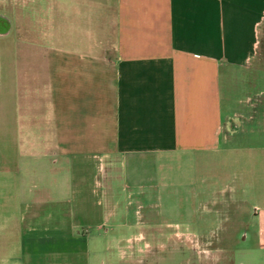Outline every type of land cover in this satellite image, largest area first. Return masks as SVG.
Returning <instances> with one entry per match:
<instances>
[{
  "label": "crops",
  "instance_id": "crops-1",
  "mask_svg": "<svg viewBox=\"0 0 264 264\" xmlns=\"http://www.w3.org/2000/svg\"><path fill=\"white\" fill-rule=\"evenodd\" d=\"M19 1H11L12 16L0 11L11 23L9 35L19 27ZM26 1L27 13L36 3L44 23L55 24L48 29L50 38L74 39L71 46L28 43V62L18 57L12 64L17 125L44 158L58 163L72 155L82 165V152L93 149L112 160L222 148V72L248 68L256 60L264 0ZM103 6L112 9L109 16L102 15ZM103 22L113 28L112 46L104 52L98 42L106 32ZM73 196L67 209L47 206L56 197L41 195L39 204L33 202L39 207L27 208L19 220L30 233L39 222L47 223L39 241L53 250L43 251V264H91L90 243L98 238L90 230L101 225L75 223L76 216L93 213L81 206L82 191ZM253 216L259 255L251 264H264V207ZM26 249L24 264H39L30 259L36 261V241L28 239Z\"/></svg>",
  "mask_w": 264,
  "mask_h": 264
},
{
  "label": "rangeland",
  "instance_id": "rangeland-1",
  "mask_svg": "<svg viewBox=\"0 0 264 264\" xmlns=\"http://www.w3.org/2000/svg\"><path fill=\"white\" fill-rule=\"evenodd\" d=\"M11 1L0 0V11L9 17L14 11ZM26 3L20 0L15 8L20 13L19 27L0 40V264H24L28 239L36 241L37 248L36 261L31 257V262L43 264V251L53 250L39 241L48 225L39 222L30 233L20 218L33 202L39 204L41 195L56 197L47 206L69 209L75 202L73 194L81 191L85 198L81 206L93 214L76 216L75 223L101 225L90 230L98 238L90 243L91 264H251L259 255L253 213L264 207V54L260 45L248 68L222 72L225 143L217 152L111 160L93 149L82 152L86 160L82 165L72 155L54 163L44 158L41 148L28 145L25 130L17 125L12 64L18 57L22 64L28 62V43L42 48L59 46L61 41L71 46L74 39L50 38L48 29L55 24L44 23L43 8L36 3H29L32 9L27 13ZM100 11L103 16L112 13L104 6ZM100 26L110 35L108 39L100 34L104 52L112 46L113 28L105 22ZM35 56L42 58L41 50Z\"/></svg>",
  "mask_w": 264,
  "mask_h": 264
},
{
  "label": "flooded vegetation",
  "instance_id": "flooded-vegetation-1",
  "mask_svg": "<svg viewBox=\"0 0 264 264\" xmlns=\"http://www.w3.org/2000/svg\"><path fill=\"white\" fill-rule=\"evenodd\" d=\"M11 23L8 18L0 16V40L7 38L11 32Z\"/></svg>",
  "mask_w": 264,
  "mask_h": 264
},
{
  "label": "trees",
  "instance_id": "trees-1",
  "mask_svg": "<svg viewBox=\"0 0 264 264\" xmlns=\"http://www.w3.org/2000/svg\"><path fill=\"white\" fill-rule=\"evenodd\" d=\"M260 49L261 53L264 54V23L261 27Z\"/></svg>",
  "mask_w": 264,
  "mask_h": 264
}]
</instances>
